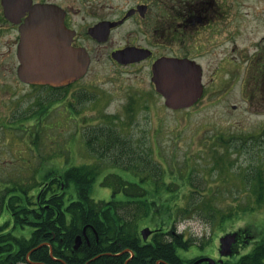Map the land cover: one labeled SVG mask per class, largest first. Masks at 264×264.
<instances>
[{
	"label": "flooded vegetation",
	"instance_id": "flooded-vegetation-1",
	"mask_svg": "<svg viewBox=\"0 0 264 264\" xmlns=\"http://www.w3.org/2000/svg\"><path fill=\"white\" fill-rule=\"evenodd\" d=\"M20 1L18 0L19 4L15 8L9 7L5 15L0 0V32L4 31L8 34L6 38L0 39L4 47L0 50V60L6 62L2 65L3 68H0V76L6 78L0 86V92L5 96H0L1 106L3 110H7L4 115L0 113V125L2 126L6 124L23 126L38 120L40 122L42 120L40 115L43 112L41 107L44 88H49L54 92L58 107L63 105L62 110L58 112L63 114L65 121L71 120L75 124L77 120L78 124L81 125L83 122L84 127L89 126L87 118L90 114L88 116L87 107L90 108L92 102V85L86 80L84 83L82 81L89 75L94 64L105 68L103 71L107 72L109 77H113L119 71H130L134 77L148 78L149 85L146 92L157 93L164 104L162 95L157 92L151 80L154 64L164 58H186L200 67L202 95L196 103L209 87L208 83L203 82L205 72L209 71L212 77L211 93L216 95V99L223 100L230 93L236 92L241 100L247 101L254 108H261L264 105V46L260 41L264 40V34L257 37V43L252 45L248 42L242 50L236 53V29L243 25V18L248 15L247 10H244L245 0H100L98 3L95 0H85L81 6H76L75 0H63L62 2L59 0H29L30 5L27 7L21 6ZM254 1L261 3L257 26L259 28L261 26L264 30V0ZM34 4L54 5L57 8L55 17L58 24L60 17L63 23L61 29L54 27L43 30L44 33H51L52 37L38 40H68L72 48L88 56L87 69L79 78L56 86L27 82L20 78L18 74L20 28L32 17L31 9ZM252 47L255 52L252 51ZM215 78L219 81H215ZM108 81L111 84L109 87L113 88L114 80ZM116 89L123 93L122 98L132 91L129 92L125 86H118ZM133 90H135L134 93L138 92L136 88ZM140 93L138 94L140 98H148L145 93ZM130 96L133 100L131 98L124 101L121 108L125 111L123 114H118L121 121L125 119V116L133 120V115L129 112L141 106L133 97L132 92ZM80 103L81 106H77ZM232 106L235 107V105ZM115 120L118 119L115 118ZM105 136H107L106 133ZM253 136L263 137L264 128L253 132ZM87 150L90 154L94 153L92 149L90 150V145L87 146ZM19 153L22 152L19 151ZM27 168L33 169V164H29ZM38 168V165H35L34 169ZM255 181L259 187L262 186L259 180ZM13 187L6 184L4 188L0 187V258L3 257L2 260L9 264H47L42 259H29L31 250L30 252L27 250L24 258L22 255L18 256L17 254L24 251L26 246L11 244L10 240L1 241V238L7 236L23 240L27 239L30 234L25 223H16L14 211L8 207L9 194H17L20 197V209L28 207L25 190ZM1 194L4 196L1 197ZM71 196L73 197L74 194L70 191L65 193L64 201L69 202ZM63 215L70 217L69 213H63ZM20 219L26 221V216L20 213ZM234 230H237V234L231 246V253L228 255L220 254L219 243L216 249L210 248L206 253H199V242L190 244L187 248L179 247L177 251L182 258L191 260L189 264L199 260L202 256L212 257L216 264L234 263L259 245L262 239L261 236H257L247 228H232L220 232L219 236ZM159 231L167 233V230ZM155 232L153 231L146 241L156 239L154 238ZM171 232L177 235L175 231ZM79 234L81 235L79 246L66 251L59 247L56 250L55 257L58 258L56 261H59L62 255L68 259L74 258L73 264H90L96 263L97 258H101L102 255L111 254L113 256L115 254L124 264L125 259L130 260L134 256V250L128 247L119 248L116 251L102 250V255L100 252L97 253L98 249L101 250L104 247L101 246L102 240H99L97 231L90 224L86 226L84 232L82 229ZM165 236L169 241L172 240L168 234ZM54 238L55 235L52 234L44 241L49 253L50 250L52 253L54 250L50 243L55 242V247L59 245L56 244ZM58 239L61 240V238ZM182 240L186 239L182 237ZM99 241L100 243L97 244ZM13 257H16L14 262ZM118 262L120 261L117 260L116 264H119ZM201 263L207 264L206 262ZM154 264H170V262L158 259ZM196 264H199V261Z\"/></svg>",
	"mask_w": 264,
	"mask_h": 264
},
{
	"label": "rangeland",
	"instance_id": "rangeland-1",
	"mask_svg": "<svg viewBox=\"0 0 264 264\" xmlns=\"http://www.w3.org/2000/svg\"><path fill=\"white\" fill-rule=\"evenodd\" d=\"M99 1L95 0L97 3ZM84 2L85 0H75L74 4L81 6ZM260 4L254 0H245L244 10H247L248 15L243 18V25L236 29V53L248 42L252 45L257 43V37L264 34L262 27L257 26ZM7 36L4 31L0 32V39ZM260 41L264 46V40ZM3 49L0 40V50ZM252 51L255 52L254 47ZM5 63L0 60V68H3L2 65ZM103 69L105 68L94 64L89 75L82 81L84 83L86 80L92 85V102L90 108L87 107L88 116L90 114L87 118L89 126L84 127V123L81 122L80 125L77 120L75 124L71 120L65 121L63 114L58 112L62 110L63 105L58 107L57 98L49 88L43 89V112L40 115L42 118L40 122L38 120L23 126L0 125L1 188H4L5 184L16 187L22 182L23 185L35 165H38L41 174L46 170L55 168L62 170L70 165L90 161L91 157L85 141L96 127H101L104 133L124 139L127 152L133 150L135 157L143 155L151 160L152 165L161 166L165 180L168 183L175 181L173 186L177 188L176 191L173 195L166 194L167 197L172 198V202L180 197L181 200L184 199L189 189H196L199 190L197 200L202 201L201 197L204 199L208 193L215 194L216 205L222 206V210H227L230 206L233 207L234 204L243 203L250 198L252 189L256 190V187L260 189L255 180L264 183V136L254 137L253 132L264 128V105L261 108H254L247 101L241 100L236 92L230 93L223 100L216 99V95L211 93L213 88H210L212 77L210 72L206 71L203 82L208 83L209 87L199 102L189 108L171 110L165 107L157 93L146 92L149 85L148 78L134 77L130 71H119L113 77H109ZM5 79L0 76V86ZM110 79L115 82L113 88L109 87ZM215 81L218 82L219 79L215 78ZM118 86H125L129 92L132 90L133 97L141 105L129 112L133 115L132 121L127 116L123 121L119 120L118 114H123L125 111L121 106L132 96L130 92L126 96L128 99L122 98L123 93L116 89ZM134 88L138 92L134 93ZM140 92H146L148 98H140L138 96ZM0 96L5 97L2 92ZM1 102L0 113L4 115L7 110H3ZM77 106L80 107L81 103ZM110 150H112L111 155L124 153V151L115 152L114 148ZM137 160L139 162L138 157ZM106 161L105 167H107L103 170V174L115 171L131 181H138L139 174H143L137 172L140 169L137 163V168L124 170L120 166H113L111 160ZM251 163L261 168L259 179L251 178L245 172L247 168L252 169L248 167ZM25 164L27 166L33 164V169L27 168ZM118 165L124 167L123 163ZM188 172L191 185L183 183L184 178L188 177ZM133 173L137 174L133 175ZM145 184L149 186L147 181ZM69 188L73 193V187ZM150 188L149 186L148 189ZM160 193L163 194L164 189ZM255 194L262 195L257 191ZM90 195L94 200L110 198V188L101 184V176L92 184ZM156 208L162 210V205L158 202ZM189 214L180 213L174 217L171 224L165 222L160 228L181 234L186 240L190 239V244L199 242V253H206L210 248L216 249L220 233L219 225L211 224L201 216L191 217ZM154 218H158V215ZM232 219L226 223L227 230L247 228L264 238V202L252 211L243 212L235 222L233 216ZM143 221L149 222L148 218ZM171 226L174 228L172 229Z\"/></svg>",
	"mask_w": 264,
	"mask_h": 264
},
{
	"label": "trees",
	"instance_id": "trees-1",
	"mask_svg": "<svg viewBox=\"0 0 264 264\" xmlns=\"http://www.w3.org/2000/svg\"><path fill=\"white\" fill-rule=\"evenodd\" d=\"M41 111H43V106ZM85 143L86 146L90 145V150L94 151L90 154V161L79 165H70L62 170L58 168L46 170L41 174L38 169H34L29 172L26 185L17 184V188L13 187L25 190L28 207L20 209V197L17 194L8 195V207L14 211L16 223H25L30 230L27 239L20 240L14 236L1 238V241L10 240L11 244L17 243L20 246H26L24 251L17 254L18 256L22 255L24 258L27 250L45 241L52 234L55 235L56 244H59L55 247V242L50 243L54 248L53 255H56V250L59 247L65 251L69 250L82 227L85 224H90L97 231L99 240H104L101 241L104 247L102 250L116 251L125 247L134 250V256L126 264H154L158 259L167 260L170 264H189L191 260L182 258L177 250L179 247L187 248L190 245V239L182 240V235L179 233L176 235L171 231L163 233L158 230L154 233L156 239L143 241L139 235V228L146 223L160 228L165 222L171 224L176 215L190 213L191 217L198 215L211 224L219 225L220 231H223L227 227L228 220H233L232 216L235 218L233 221L235 222L243 212L252 211L257 205L264 202V196H262L264 195V183L260 189L257 187L256 190L252 189L251 197L247 198L245 202L236 203L227 210H222V206L216 205L215 194L208 193L204 199L201 197L202 201L197 200L199 190L196 189H189L188 194L185 193L184 199L181 200L180 197L172 202V198L167 197L166 194L172 193L171 195H173L176 191L177 188L175 185L173 186L175 181L172 180L168 183L164 178L161 166L152 165L151 160L143 155H137L140 162L138 164L133 150L127 152L124 139L110 134L105 136L102 128L96 127ZM112 148L115 149V152L124 151V153L113 152L115 154L111 155L112 150L110 149ZM106 160H111L110 163H113V166H120L124 170L137 168V163L140 165V169L136 171L143 172V174H139L138 181L126 179L115 171L103 174V170L107 167H105ZM122 163L124 167L118 165ZM257 166L252 163L248 166L252 168L250 170L247 168L245 171L249 177L259 179L262 170ZM135 174L137 173H133V175ZM187 175L188 177L183 180L184 184L191 182L189 172ZM99 176H101L102 185L108 186L111 190L108 200H94L90 196L91 186ZM145 181L149 183L150 189ZM71 186L74 189L75 198L65 202L64 193ZM162 189H164L163 194L160 193ZM256 191L262 195H256ZM3 196L1 194V197ZM158 202L162 205V210L155 209ZM20 213L26 216V221L20 219ZM63 213H69L70 217H64ZM156 215L158 218L155 219ZM148 216L153 218L149 219ZM147 218L149 222H144L143 220ZM171 228L173 229L174 226ZM165 234L171 236L172 240L169 241ZM99 243L100 241L97 244ZM60 256L67 264L74 263V258L68 259ZM2 258H0V264H9ZM29 259H42L47 264H63L50 257L46 245L31 251ZM117 260L120 261L119 264H122L115 255H102L101 258H97L96 263L90 264H116ZM12 261H16V257H13ZM225 264H264V238L249 253L234 263L226 262Z\"/></svg>",
	"mask_w": 264,
	"mask_h": 264
},
{
	"label": "water",
	"instance_id": "water-1",
	"mask_svg": "<svg viewBox=\"0 0 264 264\" xmlns=\"http://www.w3.org/2000/svg\"><path fill=\"white\" fill-rule=\"evenodd\" d=\"M18 0H1L4 14L10 8L18 6ZM21 6H29V0H21ZM57 8L51 4H34L32 17L20 28L21 40L18 45V74L27 82L59 85L73 81L83 75L87 69L88 56L80 50L72 48L68 40H38L52 37L44 33L45 29L62 28L61 17H55ZM151 80L155 89L170 109H182L191 106L201 96V71L198 65L186 58H164L153 66ZM151 233L148 226L140 230L143 239ZM236 232H227L219 238L221 255L231 253ZM80 235L76 236L74 247L80 243ZM216 264L210 257H200L197 262Z\"/></svg>",
	"mask_w": 264,
	"mask_h": 264
},
{
	"label": "bare ground",
	"instance_id": "bare-ground-1",
	"mask_svg": "<svg viewBox=\"0 0 264 264\" xmlns=\"http://www.w3.org/2000/svg\"><path fill=\"white\" fill-rule=\"evenodd\" d=\"M102 241H104V240H102ZM102 245H103V243H101V246H102ZM98 252H100V253H101V255H102V249H101V250H100V249H98V250H97V253H98Z\"/></svg>",
	"mask_w": 264,
	"mask_h": 264
}]
</instances>
